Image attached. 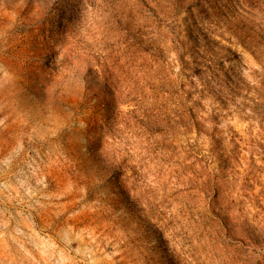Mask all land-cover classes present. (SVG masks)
<instances>
[{
    "label": "rangeland",
    "instance_id": "1",
    "mask_svg": "<svg viewBox=\"0 0 264 264\" xmlns=\"http://www.w3.org/2000/svg\"><path fill=\"white\" fill-rule=\"evenodd\" d=\"M0 264H264V0H0Z\"/></svg>",
    "mask_w": 264,
    "mask_h": 264
}]
</instances>
